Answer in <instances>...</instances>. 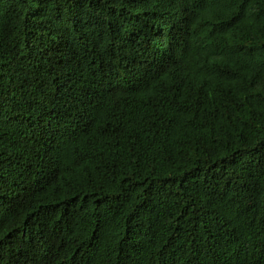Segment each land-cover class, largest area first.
I'll return each instance as SVG.
<instances>
[{"label": "trees", "instance_id": "obj_1", "mask_svg": "<svg viewBox=\"0 0 264 264\" xmlns=\"http://www.w3.org/2000/svg\"><path fill=\"white\" fill-rule=\"evenodd\" d=\"M0 264H264V0H0Z\"/></svg>", "mask_w": 264, "mask_h": 264}]
</instances>
